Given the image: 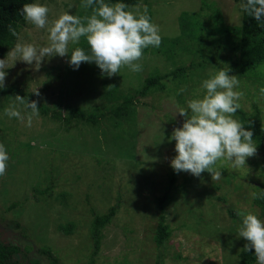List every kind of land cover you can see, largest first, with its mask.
<instances>
[{
    "label": "rangeland",
    "instance_id": "374dc122",
    "mask_svg": "<svg viewBox=\"0 0 264 264\" xmlns=\"http://www.w3.org/2000/svg\"><path fill=\"white\" fill-rule=\"evenodd\" d=\"M39 2L49 7L50 20L64 11L81 17L92 13V8L83 7L81 0ZM145 6L150 20L159 26L161 38L168 40L181 35L178 18L182 13L196 14L208 29L214 13L225 28L241 22L235 0H140L130 8L143 11ZM17 34L27 42L47 43L46 29L27 21ZM210 34L221 38L220 33ZM229 38H234L233 34ZM181 39L188 47L189 40ZM16 42L17 37L12 47ZM226 44L228 49L218 53L206 44L214 52L207 66L203 63L202 68L196 67L181 84L166 78L162 81L163 91H151L138 98L132 106L133 116L120 122L108 112L114 103H108L103 96L112 86L126 95L123 99L136 94L144 79L154 73H168L180 65L190 68L199 58L180 51L173 60L152 53L150 46L143 50L139 61L141 71L122 67L111 77L102 76L94 62H82L73 70L67 56L46 59L39 69L19 60L6 69V85L32 93L35 101L51 107L61 117L76 108L104 118L96 126L76 120L64 124L51 118V113H40L27 127L3 114L14 99L0 96V143L9 154L5 173L0 176V229L16 221L27 233L22 238L20 231L5 228L3 238L17 244L21 254L43 263L48 260L39 250L54 251L63 264H87L93 251L92 213L106 214L117 204L115 215L100 232L94 264H155L153 236L159 213L155 203L169 192L165 218L175 230L168 240L163 264H236L245 241L238 236L242 215H259L252 193L263 180V151L256 149L246 158L245 166L238 168L217 160L214 169L222 175L218 180L207 171L199 177L185 171L177 173L169 163L175 155V141L168 137L185 118L175 112L185 107L187 100L204 94L200 87L203 79L218 68L229 67V58L237 59L231 50L234 43ZM228 74L236 75L240 82L238 90L243 95L239 110L251 115L257 109L264 131V97L260 94L264 78H245L235 70ZM35 89L38 95L33 93ZM173 97L176 104L172 103ZM49 183L52 189L48 195L35 193ZM27 196L20 208L5 211L12 202H21ZM69 223L73 224L72 232L66 234L62 227Z\"/></svg>",
    "mask_w": 264,
    "mask_h": 264
},
{
    "label": "clouds",
    "instance_id": "9594fccd",
    "mask_svg": "<svg viewBox=\"0 0 264 264\" xmlns=\"http://www.w3.org/2000/svg\"><path fill=\"white\" fill-rule=\"evenodd\" d=\"M83 7L92 8L89 16H77L68 11L60 13L54 20L49 19V7L35 0L23 4L19 10L25 21L38 29H46L47 43L37 44L24 41L17 33V42L0 58V90L6 87V69L16 61H23L39 69L42 61L53 56L68 57L67 63L77 70L82 62L92 63L99 68L102 76L118 74L122 67L139 72L143 50L159 47L161 36L159 26L150 20L147 7L143 11L131 9L123 0L107 3L105 0H81ZM252 16L264 27V0H240L237 15ZM83 37L87 51L77 45ZM229 67L218 68L201 81L204 94L186 101L185 107L175 112L185 117L180 127L174 128L169 140H174L175 155L170 167L175 172L185 171L199 177L207 171L213 179L221 178V171L214 169L217 160L223 159L232 168L245 166L246 158L256 152L252 130L244 122L234 118L240 109L239 88L236 75H229ZM180 91H183L181 89ZM33 93L38 95L36 89ZM264 97V88L260 89ZM172 103L176 104L173 97ZM37 101L15 96L14 102L3 109V114L16 118L31 127L33 119L40 115ZM9 154L0 143V176L5 173ZM253 199H258L252 193ZM238 236L247 243L244 250H253L256 264H264V219L248 212L242 215Z\"/></svg>",
    "mask_w": 264,
    "mask_h": 264
},
{
    "label": "trees",
    "instance_id": "16d2710c",
    "mask_svg": "<svg viewBox=\"0 0 264 264\" xmlns=\"http://www.w3.org/2000/svg\"><path fill=\"white\" fill-rule=\"evenodd\" d=\"M139 1L140 0H123V2L130 7L136 6ZM32 2H35V0H0V58L5 56L17 37L13 35V31L18 33L19 27L25 22L20 15L19 10L22 8L23 4ZM105 2L114 4L117 0H105ZM235 2L240 4V0H235ZM147 14L150 17V13L147 12ZM211 18L213 21L211 27L208 29L202 25L196 14L188 15L187 13H182L178 18L181 35L172 40L161 38L159 47L152 48V53H161L163 56L169 57L170 59L176 57V55L179 54L177 52L185 51L191 56L199 58L200 61L195 63L192 62L190 68H185L180 65L168 73H154V75L144 79L142 86L136 94H130L123 99L122 97L126 95L117 92L114 86L103 94L108 103H114L113 108L111 107L108 112L114 117L116 122L124 120L125 117L133 116L132 106L134 101L136 102L138 98L145 96L151 91H163L165 86L162 81L166 78L169 77L172 81L181 84L187 80L188 75H192L196 67L202 68L204 66L203 63L207 66V62L213 59L214 52L211 48L208 49V45L206 44H209L210 47L216 49L215 52L218 53L228 49L226 42L234 43L231 50L235 53L237 59L233 61L229 58L230 71L235 70V73H237L238 76H243L245 78L249 76L252 78L259 77V80L264 78V27H262L252 16H249L246 13L241 15L240 25L236 27H223L219 24V18L215 13ZM210 32L214 34L220 33L221 38H213ZM230 34H233L234 38L230 39ZM181 38L189 40L188 47L184 46L185 44L181 42ZM205 39H207V41ZM181 45H183V47H181ZM79 46L88 49L87 42L84 39H82V43H79ZM177 47H180L178 51H176ZM208 51H210V53ZM17 95L28 98L29 100H35L32 93H26L15 85H6L4 89L0 90V96L7 100L14 99ZM118 100H121V102L116 103ZM37 106L40 108L39 111L43 116H49V113H51V118L64 124H69L72 120H76L80 123H87L91 126H96L104 118L100 114L95 115L92 113H86L76 108L71 110L68 115L61 117L59 112L49 106L38 102ZM234 116L236 119L244 122V127L246 129L250 128L252 130L253 143L256 144V149L263 151L264 153V131L259 111L255 109L253 114L247 115L245 112L238 110ZM261 169L263 180L254 190V193H256L259 198L253 199L252 202L259 211L258 216L261 219H264V164L261 166ZM51 189L52 184L49 183L46 188L36 191L35 193L39 195H48ZM27 199L28 196L21 202H12L5 211L20 208ZM117 200H120L119 196H117ZM169 200V192H165L155 203L156 209L159 210L158 221L153 236V241L157 249L155 264H163L168 240L175 230L170 224H168L165 218L164 207ZM117 206L118 205L116 204V207H110L107 213L103 215L92 213L93 220L91 223L92 228L90 235L93 241V251L91 252L87 264H94V257L97 255L100 248V232L115 215ZM6 225L9 227L5 228L20 231L22 238L27 236L26 231H24L19 222H9ZM5 228L0 229V264H63L58 256L55 255L54 251L51 250H39V253L47 258L48 261L46 263L41 262L39 259L26 257V255L21 254V250L17 244L11 241L8 242L3 238ZM72 228L73 224L69 223L66 227H62V230L67 234L72 232ZM246 243L247 241L245 240L238 253L236 264H256L253 250H244V245Z\"/></svg>",
    "mask_w": 264,
    "mask_h": 264
}]
</instances>
